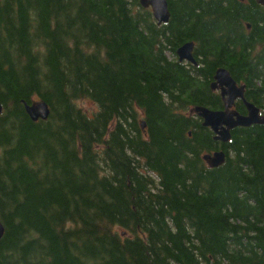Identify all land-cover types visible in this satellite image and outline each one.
Masks as SVG:
<instances>
[{
	"label": "trees",
	"instance_id": "obj_1",
	"mask_svg": "<svg viewBox=\"0 0 264 264\" xmlns=\"http://www.w3.org/2000/svg\"><path fill=\"white\" fill-rule=\"evenodd\" d=\"M167 2L0 0V264H264V125L223 144L193 113L223 68L264 118V8Z\"/></svg>",
	"mask_w": 264,
	"mask_h": 264
},
{
	"label": "water",
	"instance_id": "obj_2",
	"mask_svg": "<svg viewBox=\"0 0 264 264\" xmlns=\"http://www.w3.org/2000/svg\"><path fill=\"white\" fill-rule=\"evenodd\" d=\"M256 3L264 7V0H256ZM140 5L144 9H150L158 25L166 24L169 21L170 13L167 0H140ZM193 51L194 44L192 42L180 46L176 51L179 62L197 65ZM210 88L212 91H219L223 109L215 111L205 107H195L193 113L202 121V127L210 129L215 141L226 144L230 141L231 131L234 129L264 125V118L260 115V110L245 99V86L237 85L227 70L218 69L216 71ZM236 101H241L245 106L246 115H241L234 109ZM2 111L3 107L0 103V115ZM24 111L33 122L46 120L50 114L49 107L45 102L25 104ZM142 128L144 129V123H142ZM202 159L208 168H217L225 162V154L223 151L207 153ZM3 235L4 227L0 222V240Z\"/></svg>",
	"mask_w": 264,
	"mask_h": 264
},
{
	"label": "rangeland",
	"instance_id": "obj_3",
	"mask_svg": "<svg viewBox=\"0 0 264 264\" xmlns=\"http://www.w3.org/2000/svg\"><path fill=\"white\" fill-rule=\"evenodd\" d=\"M80 106L88 112H91L93 109H96L95 106L89 102H81Z\"/></svg>",
	"mask_w": 264,
	"mask_h": 264
},
{
	"label": "bare ground",
	"instance_id": "obj_4",
	"mask_svg": "<svg viewBox=\"0 0 264 264\" xmlns=\"http://www.w3.org/2000/svg\"><path fill=\"white\" fill-rule=\"evenodd\" d=\"M219 69H223V68H219ZM217 71V70H216ZM216 73V72H215ZM215 76V75H214ZM213 81H214V77H213Z\"/></svg>",
	"mask_w": 264,
	"mask_h": 264
}]
</instances>
